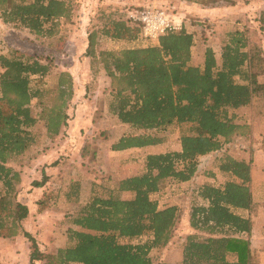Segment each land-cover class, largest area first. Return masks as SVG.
<instances>
[{"label":"trees","instance_id":"trees-1","mask_svg":"<svg viewBox=\"0 0 264 264\" xmlns=\"http://www.w3.org/2000/svg\"><path fill=\"white\" fill-rule=\"evenodd\" d=\"M74 4L70 0H0V19L7 27L52 39L60 30L74 29ZM105 18H101V30L89 32L85 56L91 71L101 68L111 81L107 112L133 130L113 142L111 152L161 145L166 140L162 133L172 126L183 131L190 127V133L181 137L180 151L149 154L142 174L119 181L117 192L133 193V199L123 200L113 194L93 198L74 219V226L80 230H70V244L55 255L43 256L34 238L22 228L29 209L16 198L21 177L10 161L26 154L34 144L31 129L39 123L51 140L68 127L74 76L61 71L53 88H42L51 81L53 60L12 47L0 53V239L23 233L32 242V263L153 264L150 251L171 242L180 208L172 205L161 209L151 195L168 183L190 182L198 173L201 157L221 151L238 138H243L254 152L256 135L264 125V50L251 24L245 31L228 34L221 63L208 48L199 66L192 58L194 36L185 28L161 36L156 46L106 50L100 45V36L134 41L140 28ZM259 29L264 33V11ZM59 51L66 53L67 49ZM35 100L39 111L34 115ZM243 107H250L251 114L241 123L230 111ZM219 163L220 172L232 180L220 187H200L198 197L203 204L191 215L192 227L208 236L189 234L182 261L165 264H253L250 236L254 222L238 213L249 211L252 215L264 207V202L255 203L252 195L253 161L224 155ZM33 185L42 188L44 182ZM80 188L78 181L65 185L69 190L65 202H77ZM145 235H149L147 241L133 243Z\"/></svg>","mask_w":264,"mask_h":264},{"label":"rangeland","instance_id":"rangeland-1","mask_svg":"<svg viewBox=\"0 0 264 264\" xmlns=\"http://www.w3.org/2000/svg\"><path fill=\"white\" fill-rule=\"evenodd\" d=\"M215 1L217 5L175 3L172 0H70L76 2L74 6L77 8L73 18L74 29L60 30L52 39L37 37L15 26L7 27L0 19L1 54L6 53L8 47H12L54 61L51 81L45 82L42 88H53L56 84L55 78L61 71L71 72L75 81L74 96L67 109L70 117L68 127L63 129L58 138L51 140L39 123L31 129L34 144L26 154L10 161V166L21 177L16 186V198L29 209V216L23 221L22 228L34 238L43 256L55 255L59 249L70 244V230H80L74 226L73 221L78 212L93 198H107L113 194L123 200L133 199V193L117 192L119 181L142 174L145 158L149 154L180 151L181 137L184 133H190V127H185L183 131L178 126H172L162 133L166 140L161 145L123 153L111 152L112 143L133 130L118 123L107 112L111 81L103 69L99 68L96 72L90 69V60L85 56L89 32L95 28L101 30L103 16L105 19L115 18L127 22L128 11L162 9L172 13L182 22L177 31L185 28L193 34L194 45L191 52L196 65H203L208 48L213 49L218 62L221 63L222 48L228 41V34L245 31L248 24L258 31V38L264 50V33L259 29V19L264 11L263 0ZM128 25L136 26L130 23ZM68 33L70 35L66 37ZM159 38L145 37L140 28L138 38L134 41L100 36V45L106 50L119 52L156 46L159 44ZM64 48L67 49L66 53L59 51ZM36 103L35 100L32 104L34 115L39 111ZM233 114L238 117V122L244 123L250 119L251 110L250 107H243L231 110L230 115ZM256 136V145L261 150V144L264 143V125ZM84 151L88 153L83 156ZM248 151L249 147H246L244 139L238 138L221 151L199 159L198 173L192 179V185L190 182L168 183L160 192L151 195V199L156 201L161 209L172 205L180 208V219L171 242L166 247L150 251L149 256L153 264L181 262L183 247L189 234H199L202 238L208 236L194 229L191 224L193 209L203 204L198 197V189L204 185L220 187L232 180L230 175L220 172L219 160L224 155L240 160L242 156H247L245 154ZM255 172L252 188L255 199L259 202L264 200V152L258 159ZM73 181L81 183L79 199L74 203L65 202V194L69 192L64 189L65 185ZM34 182H44V186L37 188L33 185ZM260 217L250 236L253 264H264V218ZM148 238L149 235H145L133 243L145 242ZM32 251V242L23 233L15 238L0 239V264L46 263L45 260L32 263Z\"/></svg>","mask_w":264,"mask_h":264},{"label":"built area","instance_id":"built-area-1","mask_svg":"<svg viewBox=\"0 0 264 264\" xmlns=\"http://www.w3.org/2000/svg\"><path fill=\"white\" fill-rule=\"evenodd\" d=\"M127 22L141 28L145 37L158 39L161 36L176 32L182 22L174 18L172 13L162 9H135L127 12Z\"/></svg>","mask_w":264,"mask_h":264},{"label":"crops","instance_id":"crops-1","mask_svg":"<svg viewBox=\"0 0 264 264\" xmlns=\"http://www.w3.org/2000/svg\"><path fill=\"white\" fill-rule=\"evenodd\" d=\"M121 1H123V0H120V2ZM258 2H259V0H258ZM262 4H264V0H263V3ZM174 18L176 19V20H178V21H180L179 19H177L175 16H174ZM71 73V72H70ZM72 74V73H71ZM73 75V74H72ZM257 141H258V138H257V136H256V141H254V144H253V150H254V152L251 150V149H249V151L247 152V154H245V155H247L246 157L245 156H242V158H240V160H250V159H252V161H253V169H252V183H251V188H252V184H253V182H255V177H256V172H255V169H256V166H257V163H258V159H260L261 157H262V154H263V152H264V143L263 144H261V146L263 147V149H261L260 150V147H257V145H256V143H257ZM132 150H134V149H132ZM128 151H130V150H128ZM260 151H262V152H260ZM124 152H127V151H124ZM121 153H123V152H121ZM194 179V178H193ZM192 181V180H191ZM190 181V183L189 182H187V183H189L190 185H192L193 183ZM126 194V193H125ZM252 195H253V199H254V202L255 203H261V202H264V200H262V201H257L256 199H255V195H254V191H253V188H252ZM263 209V210H262ZM263 212H264V207H259V209L257 210V213H253L252 215H250V213H249V211H238V213L240 214V215H242L243 217H246V218H248V217H251L252 218V220H253V222H254V226L257 224V221H258V219L260 220L261 219V217L260 216H262L263 218H264V214H263ZM261 214V215H260ZM253 232V231H252Z\"/></svg>","mask_w":264,"mask_h":264}]
</instances>
